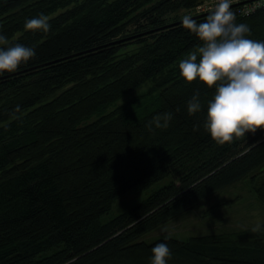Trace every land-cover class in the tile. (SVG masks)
<instances>
[{"label": "trees", "instance_id": "obj_1", "mask_svg": "<svg viewBox=\"0 0 264 264\" xmlns=\"http://www.w3.org/2000/svg\"><path fill=\"white\" fill-rule=\"evenodd\" d=\"M200 1L0 0V35L36 53L0 74V264H151L161 242L168 264H264L251 230L143 238L264 165V129L218 144L204 127L215 88L180 74L202 41L179 12ZM237 7L264 41V7ZM40 14L50 31L26 30ZM252 186L264 205V178ZM133 189L150 191L103 220Z\"/></svg>", "mask_w": 264, "mask_h": 264}, {"label": "clouds", "instance_id": "obj_2", "mask_svg": "<svg viewBox=\"0 0 264 264\" xmlns=\"http://www.w3.org/2000/svg\"><path fill=\"white\" fill-rule=\"evenodd\" d=\"M48 21L49 17L40 14L26 20L25 29L47 33L51 28ZM183 26L202 45L179 62L181 76L188 83L199 79L209 88H215L213 98L208 101L204 124L212 139L223 145L264 129V41L248 38L251 30L244 23H236L231 0H218L214 10L200 23L185 15ZM0 46H3L0 47V74L17 71L22 63L36 55L30 47L19 43L10 45L4 35H0ZM201 109L197 92L188 101L187 110L191 115ZM171 119L170 113L158 115L149 122L148 128L151 130L153 123L156 128H167ZM251 231H260V225ZM152 253L151 264H168L172 256L164 242L154 246Z\"/></svg>", "mask_w": 264, "mask_h": 264}, {"label": "rangeland", "instance_id": "obj_3", "mask_svg": "<svg viewBox=\"0 0 264 264\" xmlns=\"http://www.w3.org/2000/svg\"><path fill=\"white\" fill-rule=\"evenodd\" d=\"M190 14L189 10L179 12L182 16ZM139 93L137 91V95ZM255 172V182L249 175L147 232L143 238L152 240L164 234L185 238L201 234L251 230L257 224L260 225L258 232L264 238V205L257 198L252 186L264 178V165ZM149 191V189L128 191L115 201L111 210L105 213L102 219L106 220L128 208L146 196Z\"/></svg>", "mask_w": 264, "mask_h": 264}, {"label": "built area", "instance_id": "obj_4", "mask_svg": "<svg viewBox=\"0 0 264 264\" xmlns=\"http://www.w3.org/2000/svg\"><path fill=\"white\" fill-rule=\"evenodd\" d=\"M217 3L218 0H202L189 9V13L214 9ZM232 4H238L237 10L243 14H247L257 8L264 7V0H231V5Z\"/></svg>", "mask_w": 264, "mask_h": 264}, {"label": "water", "instance_id": "obj_5", "mask_svg": "<svg viewBox=\"0 0 264 264\" xmlns=\"http://www.w3.org/2000/svg\"><path fill=\"white\" fill-rule=\"evenodd\" d=\"M202 14V13H201ZM196 15H198V14H195V15H193V16H196ZM182 20V19H181Z\"/></svg>", "mask_w": 264, "mask_h": 264}]
</instances>
